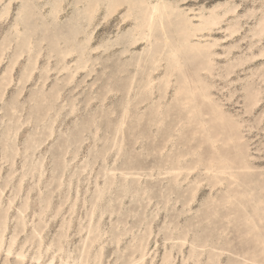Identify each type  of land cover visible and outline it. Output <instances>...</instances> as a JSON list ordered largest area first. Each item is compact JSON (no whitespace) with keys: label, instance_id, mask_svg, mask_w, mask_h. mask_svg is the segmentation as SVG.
<instances>
[{"label":"rangeland","instance_id":"374dc122","mask_svg":"<svg viewBox=\"0 0 264 264\" xmlns=\"http://www.w3.org/2000/svg\"><path fill=\"white\" fill-rule=\"evenodd\" d=\"M156 1L0 0V264H264V0H159L166 33L132 45ZM187 17L215 45L169 78ZM240 151V184L205 169Z\"/></svg>","mask_w":264,"mask_h":264},{"label":"bare ground","instance_id":"6f19581e","mask_svg":"<svg viewBox=\"0 0 264 264\" xmlns=\"http://www.w3.org/2000/svg\"><path fill=\"white\" fill-rule=\"evenodd\" d=\"M121 4L122 3H118V5L114 7L113 11H116L117 7L120 6ZM167 9H168V5H166L164 2L160 3L159 0L156 2H149L147 6L143 9L144 19L141 21V24L138 26L137 36L134 38L131 44L132 45L137 44L139 41H142V40H145L147 43H149V41L152 38V32L154 30L156 19H159L161 28L164 30L162 15L165 11H167ZM95 11L97 12V10ZM128 15L129 14H127V16ZM93 16L94 14H92V17ZM200 19H202V16L200 17ZM217 19H219V16L217 17ZM185 22H186V27H187L186 29L188 32L184 35L182 40L178 41V44L170 45V53L168 54V56L172 57L173 62L171 65L170 74L168 75L169 78L173 75V72H175V70H178L182 67V63H181L182 57L180 56L179 52L182 51L183 48H185L187 45L189 46L191 50L207 49L208 51H211L212 46L215 45V44H211V45L202 44L201 42H196V43L190 42L191 37L195 35L196 31H200L201 29H198L196 25L192 23L189 17L185 18ZM206 24H208V21L204 23V25ZM211 24L216 25L218 24V21H214ZM163 32L164 34L166 33L165 30ZM27 44H28V51H31L32 46H33L32 45L33 41L29 40ZM73 51L74 49H68L67 51H63L62 60L67 58L68 55H71ZM215 54H216L215 52L209 53L210 56H213ZM162 59H164L163 54L156 55L155 61H154L155 64H159ZM212 62H213L212 59H208L207 65L204 66L202 69L205 70L207 73L211 72V70L213 69ZM200 78H201V75L197 73L196 76L190 80V83H187L185 87L179 89L178 91V93L180 92L186 95L184 99L185 101L183 103L189 104V107L191 108L190 112L192 114H193L192 109L198 110L199 106L196 105V103L191 104V102L195 101L194 95L197 93V90L200 89V87H196V88L193 87V84L199 81ZM199 91L204 100L210 99L209 93L205 92L203 88L200 89ZM254 99H255V103L259 101V92H257L254 95ZM217 109L218 110L216 112L215 118H218L221 121H223V117H220V115L222 116V108L218 107ZM206 125H207V121H203L202 126L207 131V139L212 142L213 146H215L216 142L218 141V139L216 138L218 135L213 134ZM243 155H244V152L240 151L236 156L237 161L233 159H229L225 155L214 156L213 158L210 159L209 163L205 166V169L209 172H212L215 178L218 179L217 182L219 183H223L224 180H227L229 181V186H231L234 182L240 184L241 175L247 174L246 171L252 167L250 163L248 162V160L242 157ZM184 168H185L184 165H180L174 171L181 170ZM236 170H240V171H236ZM176 174L178 175L180 173H176ZM249 194L252 195L251 192H249ZM227 195L229 199H233L237 195V190L234 188H230L228 189ZM252 200L254 202L253 204L254 213L252 214L247 211L245 219L251 223L249 229H256L258 227V223L256 222L255 217H257L259 220L264 219V199L254 194L252 195ZM262 245L263 247H262L261 252L264 254V239H262ZM201 246L205 247L206 244H202ZM13 253H14V247L12 246L11 249L8 251L7 255H10ZM144 256L145 254L142 253L141 254L142 260ZM248 262H253L255 264L260 263V261L256 260V255L254 254L252 255V257L251 256L246 257L244 259V262L241 264H248ZM68 264H71V263H68ZM79 264H82V263H79Z\"/></svg>","mask_w":264,"mask_h":264}]
</instances>
